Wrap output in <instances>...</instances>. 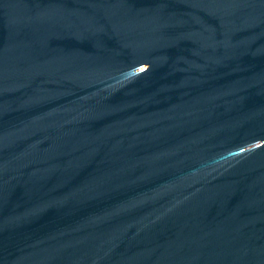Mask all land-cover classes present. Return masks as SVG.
I'll return each instance as SVG.
<instances>
[{
	"label": "water",
	"instance_id": "95a60500",
	"mask_svg": "<svg viewBox=\"0 0 264 264\" xmlns=\"http://www.w3.org/2000/svg\"><path fill=\"white\" fill-rule=\"evenodd\" d=\"M0 264H264V0H0Z\"/></svg>",
	"mask_w": 264,
	"mask_h": 264
}]
</instances>
